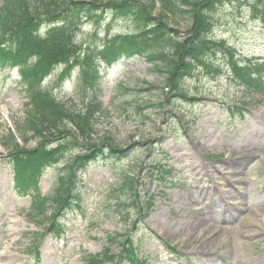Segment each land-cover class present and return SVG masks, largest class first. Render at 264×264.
Returning a JSON list of instances; mask_svg holds the SVG:
<instances>
[{"label":"rangeland","instance_id":"1","mask_svg":"<svg viewBox=\"0 0 264 264\" xmlns=\"http://www.w3.org/2000/svg\"><path fill=\"white\" fill-rule=\"evenodd\" d=\"M262 10L264 0H221L210 15L209 37L226 48L218 49L185 82L187 94L198 99H179L172 112L158 109L159 92L151 89L148 94L150 88L142 85H162L163 73L150 68L154 62L135 58L111 71L113 83L127 75L138 85L119 95L111 82H103L100 98L109 111L97 121L98 136H109L121 148L135 142L124 170L133 168L141 197H155L153 211L141 220L135 209L118 208L127 193L115 191L113 184L123 172L107 164L94 165L83 177L84 216H68L61 241L47 235L40 239L38 264H82L84 253L101 252L107 234H125L134 221L133 247L149 264H264V95L245 93L231 78L228 66L231 53L234 60L264 61ZM106 23L113 36L134 30L123 20L112 22L109 17L103 26ZM190 25L191 18L179 14H170L166 23L179 37ZM92 31V26L81 25L76 44L85 48ZM160 61L155 62L160 65ZM5 76L16 79L18 73L15 70ZM16 82L12 81L13 88H0L1 156L7 154L4 144H11L4 143L2 136L7 128L13 129L12 120L22 115L25 102L24 94L14 88ZM48 85L49 79L38 91ZM75 87L74 75L65 82V101L74 99ZM140 87L146 91L137 93ZM258 149L262 151L258 153ZM154 159L174 168L167 179L177 172L182 175L183 186L166 187L156 177L151 181L148 173L156 174L150 167ZM53 180L47 175L38 182L41 196L49 192ZM29 206L30 198L16 192L11 170L0 159V264H27L30 260V237L42 234L43 228L27 219Z\"/></svg>","mask_w":264,"mask_h":264},{"label":"trees","instance_id":"2","mask_svg":"<svg viewBox=\"0 0 264 264\" xmlns=\"http://www.w3.org/2000/svg\"><path fill=\"white\" fill-rule=\"evenodd\" d=\"M220 2L221 0H1L0 60L16 66H26L27 61L33 57L35 62L31 70H26L27 78L32 82L42 79L55 64H78L83 69L85 93H93L91 88L96 84V55L89 51L80 63L77 62L76 47L72 44L69 31L79 16H90L106 9L117 17H129L141 28V35L124 37L120 41L132 48H145L150 54L149 58H161L162 65L155 66L154 70L166 75L163 84L169 88V92L160 90V97L164 100L163 103L175 107L180 103L179 99L186 98L183 83L194 75L196 67L203 64L204 56L217 47H224L222 43L212 42L207 36L211 27L210 13ZM178 4L188 10L180 9ZM261 13L264 14V10ZM170 14L187 15L191 18V25L182 38L169 34L171 30L166 23ZM59 22L61 26L55 25ZM40 27L47 29L43 38L37 35ZM112 48L113 44L109 49ZM231 69L245 91L250 92L256 87V90L262 89V66H252L248 62L246 68H238L237 64L231 62ZM48 95L36 93L32 97L33 108L28 111L25 121L20 123L22 130L18 129L22 140L26 133H30L37 140L40 150H23L14 141H11L9 149L12 158L17 160V176L25 180L31 179L35 174L41 161H36L37 158L49 157L42 149L44 144L57 140L62 142L69 138L84 149L73 164L66 167L65 174L58 178L52 195L43 201L44 211L49 213L43 219L45 223L48 222L49 229L58 235L56 217L62 210L71 208L72 204L78 206L80 202V195L74 191V184L78 180L77 167H85L87 161L103 155L104 149L114 159L122 158L125 151L112 145V138L107 135L94 138L101 110L96 99L92 98L82 112L58 103ZM148 101L145 103L148 104ZM163 103L157 106L162 107ZM22 156L23 159L19 160ZM153 163V167H157L158 161ZM137 186V181L131 174L123 177L120 193L124 196L127 193V198L117 207L135 209L139 216L146 217L152 201L143 199ZM130 239L129 234L109 236L103 251L88 255L85 264H119L122 260L130 264H141L134 254ZM118 246L120 250L116 253L114 247Z\"/></svg>","mask_w":264,"mask_h":264},{"label":"bare ground","instance_id":"3","mask_svg":"<svg viewBox=\"0 0 264 264\" xmlns=\"http://www.w3.org/2000/svg\"><path fill=\"white\" fill-rule=\"evenodd\" d=\"M199 217H201V215ZM199 217H198V219H199ZM211 244H212V242H211Z\"/></svg>","mask_w":264,"mask_h":264}]
</instances>
